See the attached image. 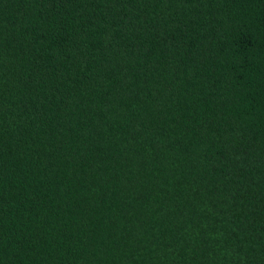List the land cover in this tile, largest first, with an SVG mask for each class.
<instances>
[{
    "label": "trees",
    "instance_id": "obj_1",
    "mask_svg": "<svg viewBox=\"0 0 264 264\" xmlns=\"http://www.w3.org/2000/svg\"><path fill=\"white\" fill-rule=\"evenodd\" d=\"M0 264H264V0H0Z\"/></svg>",
    "mask_w": 264,
    "mask_h": 264
}]
</instances>
